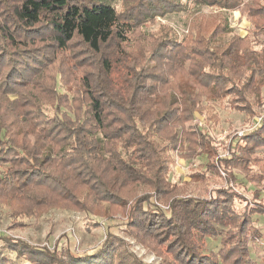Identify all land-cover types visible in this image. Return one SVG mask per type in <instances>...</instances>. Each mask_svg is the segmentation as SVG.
<instances>
[{"label": "trees", "instance_id": "1", "mask_svg": "<svg viewBox=\"0 0 264 264\" xmlns=\"http://www.w3.org/2000/svg\"><path fill=\"white\" fill-rule=\"evenodd\" d=\"M186 1L195 6L214 7L226 14L211 19L209 24L215 26L208 36L199 25H194L189 27L188 33L195 31V36L190 35L189 41L179 42L172 34L168 36L172 40L163 39V52L177 59L170 69L185 70V77H177L171 82L164 79L147 97L139 96L138 90L136 92L138 86L134 91L132 89L128 98H122L107 90L110 89L108 86H105L107 89H96L85 83L80 93L89 97L86 105L81 101V107L85 108L82 112L89 114L92 129L100 132L102 138H93L86 133L90 136L89 141L80 140L78 129H71L73 125H84L87 118L76 115L72 120L66 119V116L51 120V124L61 130L70 126L66 137L68 140L73 138L71 148L65 145L61 147L62 151L60 149L53 154V148L57 146L54 136L49 135L45 126L44 130H34L35 126L29 123L38 112L19 116L21 122L26 121L32 126H28L21 135L32 139L31 144L26 142L20 146L8 137L5 115H0V190L4 186L12 188L3 192L12 194L6 196V200L32 197L29 192L35 183L30 181L32 171L28 170L37 166L38 175H48L46 171L50 174L54 172L48 169L53 163H61L62 168H70L71 171L74 169L71 165L76 163L90 174L81 183L91 191L95 204L122 207L127 200L121 194H129L128 189L133 190L137 186L151 189V193L133 199L130 219L124 230L128 234L135 233L133 238L149 248L164 246L160 264H256L250 258L249 243L262 240L264 243L263 235L254 226V217H264V163L251 154L262 149L264 157V114L256 128L232 139L228 145L231 152L229 158L218 157L217 148L207 132L197 125L195 131L184 128V125L198 120L196 113L201 115L204 112L207 114L206 122L217 125L219 117L211 106L203 105L204 101L207 104L210 101L222 103L248 120L264 113V0ZM1 5L7 12H0L5 20L3 24L0 22V33L5 34L2 38L11 42L14 51L22 46L17 55L28 61L34 56L21 36H17L18 33L24 34L23 39L27 40L28 36L33 38L32 35L46 29L47 32L39 35L42 41L50 40L59 49H64L74 38H78L94 52H99L102 46L109 43H128V36L135 28L153 21L157 16L184 11L187 4L181 0H23L15 6L5 1ZM233 11H239L249 26L244 37L234 35L227 41L226 37L232 32L229 13ZM40 26L43 28H36ZM45 48L48 47L44 44L42 50ZM40 57L42 54L35 55L33 60ZM108 72L109 69L106 70ZM7 87L3 83L0 92L10 94ZM93 89L98 97L94 96ZM10 102L13 103L12 100ZM121 115H124V120ZM114 126L117 129L111 131ZM39 131V134H33ZM162 134L167 136L161 138ZM16 136L19 135H13V139ZM159 140L167 144L161 145ZM117 142L123 148L134 149L137 157L133 161L137 167L118 157L113 149ZM90 151L93 158L86 156ZM105 153L110 154L109 158H104ZM10 155L16 156L13 159ZM174 155L186 161L205 156L206 165L210 168L207 170L223 179L225 184L211 189L207 198L184 196L183 188L168 178ZM42 156L43 161L38 164L36 158ZM14 162L22 163V168L15 169ZM95 163L98 164V172L93 168ZM43 164L45 169H42ZM191 177L193 180L209 178L205 172H195ZM40 179L41 176L35 187L46 188L44 180ZM53 180L56 186L64 187V180H58L57 176ZM243 180L254 186L250 198L239 190V183ZM96 191L99 193L97 197L94 195ZM36 203L8 207L10 223L20 225L22 220L39 217L48 209L59 207L46 206L42 204V199H36ZM237 203H243V206L238 209ZM60 206L68 207L66 204ZM207 238H219L221 247L218 252H206ZM3 240L10 252L28 264H56L61 261L59 250L49 252L46 248L10 238ZM110 246L113 247L111 250L107 248ZM1 252L0 264H9L10 260ZM67 253L70 264H141L128 250L114 247L108 234L103 248L95 255L77 258L69 251ZM262 262L264 264V258Z\"/></svg>", "mask_w": 264, "mask_h": 264}, {"label": "rangeland", "instance_id": "2", "mask_svg": "<svg viewBox=\"0 0 264 264\" xmlns=\"http://www.w3.org/2000/svg\"><path fill=\"white\" fill-rule=\"evenodd\" d=\"M4 1L10 6H15L23 0H0L1 14L7 13L1 5V2L4 3ZM181 1L187 4L184 11L167 14L163 17L157 16L153 21L144 23L142 27L135 28L128 36V43L120 45L109 43L102 46L99 52H94L78 38H74L64 49H59L50 40L42 41V37L39 35L47 32L46 29H42L32 35L33 38L28 36L27 40L23 39L24 34H17L24 40L23 42L34 57L42 54V57L37 60H33V57L28 61H23L17 55L23 47L19 46L17 51H14L15 48L12 47L11 42L4 41L2 38L5 34L2 33L3 35H1L0 33V82L2 84L5 83V86H8L9 93L11 92L10 94H2L0 92V115H5L4 118L9 132L7 134L8 137L19 146L21 144L24 145L26 142L31 144L32 139L27 137V135L26 137H21L27 131L28 126L29 128L32 127L29 123L35 126V128L33 127L34 130H44L43 127L45 126V130L49 135L54 136L57 143V146L53 148V154H55L65 145H69L71 148L73 138L68 140L66 137V131L70 126L67 125L66 128H62L67 130H61L58 126L54 127L51 124V120L65 118V116L66 119L72 120L77 115L88 120L85 121L84 125H73L71 127V129H78L80 140L89 141L90 136H87L86 133H90L93 138L100 139L102 138L101 133L92 129L93 124L91 119L88 118L89 114L82 112L85 108L81 107V101H84V105H86L89 97L86 93L84 95L80 93L86 82L88 86L96 89L98 87L107 89L105 86H108L110 89L107 90L118 94L122 98H128V94L132 92V89L134 91L137 86L136 92L138 90L139 96L147 97V94L152 93L151 90L164 79L167 78L171 82L176 80L177 77H185V73H187L185 70L170 69L177 59L174 55L167 56L163 52L162 46L165 43L163 39L169 38L168 40H172V37H168L169 34H172L179 42L186 39L189 41L190 35L191 37L195 36V31L192 34L188 33L189 27L194 25H199L208 36L215 26L209 24V22L214 20L213 17L216 16L218 18L225 12L214 7L195 6L186 0ZM115 5L118 9L120 8L117 2ZM8 11H10V8ZM239 11L229 13V24L232 32L226 37L225 40L227 41L234 35L244 37L246 34L249 24ZM11 12L12 10L8 12L10 16ZM0 22L1 24L5 22L3 15L0 16ZM11 34L13 35V33ZM6 36L8 35L6 34ZM16 41H18V38ZM44 44L48 48L42 50ZM107 69H109L108 73H106ZM19 79L21 80L18 81ZM92 92L94 96L98 97L94 89ZM262 92L264 102V87ZM206 102L204 101L203 105L211 106L213 112L219 117L217 125H211L206 122L207 114L204 112L201 115L196 113L198 120L186 122L184 128L195 131L197 125L199 129L207 132L212 137L213 144L217 148L218 157L229 158L231 152L228 150V145L232 143V139L256 128L258 126L255 125L256 121L264 113L257 114L252 120H248L243 114L231 110L222 103L210 101L207 104ZM7 103L10 106H7ZM58 105L61 106L60 109L57 107ZM37 112L38 115L31 119V122L20 121V115L29 116ZM121 117L124 120V115H121ZM47 119H49L48 123L46 122ZM42 123L45 125H41ZM116 129L117 126H114L111 131ZM139 130H141V127H139ZM39 133L40 131L33 132L35 135ZM11 135L19 136L13 139ZM164 136H167V134H162L161 138H164ZM162 140H159L161 145L167 144ZM111 144L113 143L111 142ZM160 144L158 147H160ZM113 149L118 157L129 164H133L134 168L137 167L133 161L137 157V153L133 151V148H123L120 142H117ZM99 155L102 154L99 153ZM109 155L105 153L104 158H109ZM251 155L252 157L261 158L262 163H264L262 149L254 151ZM15 156L12 155L11 157L14 159ZM86 156L94 157L91 151ZM36 159L39 164L43 161V156ZM206 163L207 158L205 156L193 161H186L174 155V163L170 166L168 178L171 182L183 188L182 194L184 196L193 195L198 198H207L211 189L225 184V181L217 178L212 171L207 170L210 168ZM20 165L22 163L14 162L13 167L15 169L22 168ZM61 165V163H53L48 166L49 170L54 171L51 174L46 171L48 175L46 173L45 175H38L37 166L33 170H28L32 171L30 181L35 183L33 189L29 192L32 197L21 198L20 200H6V196H11L12 194L3 192L12 190V188L4 186L0 190V251H2L1 254L3 253L10 260L9 264L28 263L16 257L13 252H10L5 247L3 238L21 241V243L37 248H46L49 252L59 250L61 255L58 258L61 261H57L56 264H70L66 256L68 251L77 258L95 255L97 251L103 248L107 234L109 235V241L114 247H119L120 250H128L138 263H161V256H164L163 252L165 251L164 246H155V249L149 248L133 238L135 233L128 234L124 230L130 219L129 211L133 199L140 195L151 193L150 188L137 186L133 190L128 189L129 194L124 191L125 193L121 195L127 201L122 207H115L108 203L95 204V197L81 183L84 179H88L90 174L85 172L82 167H78L76 163L71 165V168H74L72 171L70 168H62ZM92 165L95 172H98V164ZM42 169H45L44 164ZM136 169L141 170L139 168ZM141 172L144 173V171ZM195 172H205L209 178L206 180H193L191 176ZM96 174L98 175V173ZM40 176V180H44L46 188L35 187V185L38 186L36 182ZM56 176L58 180H64V187L61 185L56 186L55 180H53ZM46 177H50L51 180ZM253 189L254 186L247 184L244 180L239 183V190L246 198H250ZM73 195L74 197H72ZM94 195L97 197L99 193L96 191ZM36 199H42V204L44 203L46 206L59 207L50 208L39 215V217H30L22 220L20 225L10 223L8 207H21L19 203H24V205L25 203L37 204ZM54 200L56 203H54ZM65 204L68 207L63 208L60 206ZM242 206L243 203L236 204L238 209ZM84 209L89 211H84ZM254 226L264 237L263 216L254 217ZM205 246L206 252H218L221 247L219 238H207ZM107 248L111 250L113 247ZM249 252L250 258L256 264H263V240L249 243ZM89 259L91 258L87 260Z\"/></svg>", "mask_w": 264, "mask_h": 264}, {"label": "built area", "instance_id": "3", "mask_svg": "<svg viewBox=\"0 0 264 264\" xmlns=\"http://www.w3.org/2000/svg\"><path fill=\"white\" fill-rule=\"evenodd\" d=\"M261 119H262V117L260 116L259 119H258V121H256V124L255 125H258L261 122Z\"/></svg>", "mask_w": 264, "mask_h": 264}, {"label": "crops", "instance_id": "4", "mask_svg": "<svg viewBox=\"0 0 264 264\" xmlns=\"http://www.w3.org/2000/svg\"><path fill=\"white\" fill-rule=\"evenodd\" d=\"M248 24H249V22H248ZM247 29H248V28H247ZM246 34H247V30H246ZM246 34H245V35H246Z\"/></svg>", "mask_w": 264, "mask_h": 264}]
</instances>
